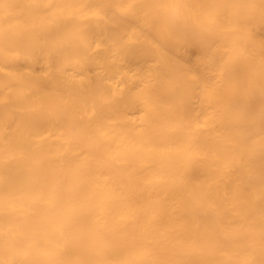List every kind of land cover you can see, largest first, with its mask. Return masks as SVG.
<instances>
[{
    "label": "bare ground",
    "instance_id": "obj_1",
    "mask_svg": "<svg viewBox=\"0 0 264 264\" xmlns=\"http://www.w3.org/2000/svg\"><path fill=\"white\" fill-rule=\"evenodd\" d=\"M0 264H264V0H0Z\"/></svg>",
    "mask_w": 264,
    "mask_h": 264
}]
</instances>
